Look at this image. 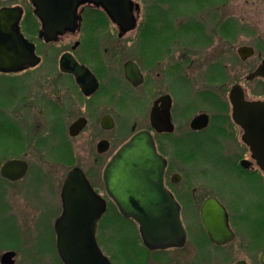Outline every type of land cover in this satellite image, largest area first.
Wrapping results in <instances>:
<instances>
[{
	"label": "flooded vegetation",
	"instance_id": "flooded-vegetation-1",
	"mask_svg": "<svg viewBox=\"0 0 264 264\" xmlns=\"http://www.w3.org/2000/svg\"><path fill=\"white\" fill-rule=\"evenodd\" d=\"M165 1L152 6L160 14L155 25L166 22L158 28L163 34L158 42L166 44L163 49L155 45L157 26L148 23L153 16L142 12L139 1H131L134 25L126 31L111 20L102 3L79 1L72 9V27L46 41L38 37L41 19L30 0H0V10L16 7L19 11L12 27L16 32H10L17 35L16 50L0 57V264H29L27 257L33 262L41 260V204L25 201L17 207L8 200L14 194L32 199L30 187L40 183L41 173V179L47 175L56 182L47 191L58 197V207L46 201L55 213L46 232L50 240L43 239L44 248L51 244L48 253L61 262L55 222L62 214L64 183L78 169L96 197L84 203L91 217L95 208L99 214L94 228L96 245L111 264H115L111 256L125 261L123 257L130 254L139 258L135 264H264V169L244 142V130L233 118L230 101L233 88L242 92L246 102L264 100V78H249L264 56L244 79L235 75L226 92L223 84L229 70L221 57L204 68L202 83L194 87L190 78L193 62L162 58L176 42L171 15L176 5L182 6V14L193 15V8L200 11L206 3L219 8L225 0H168L171 15L161 6ZM210 16L212 33L219 40L232 39L222 34L229 29L235 33L234 21H221L219 9ZM5 21L2 27L8 29L5 23L9 21ZM186 24L197 33L205 26ZM101 25H112L119 40L136 30L140 57L104 60L95 56L90 39ZM27 44H33L32 54L38 60H30ZM59 44L65 50L56 57ZM240 47L252 48L250 56L254 54L253 46ZM64 54L73 60H61ZM250 56L242 59L238 55L242 62ZM254 80L259 81L257 92L246 85ZM140 132L149 133L156 152L165 160L163 187L178 206L184 231L176 245L148 248L137 223L118 211L105 187L106 165ZM224 157L226 168L218 170L214 163ZM49 160L62 169L43 173ZM9 161L26 167L20 178L3 175L2 167ZM18 170L8 173L15 175ZM115 226L122 230L118 240L110 233Z\"/></svg>",
	"mask_w": 264,
	"mask_h": 264
},
{
	"label": "water",
	"instance_id": "water-1",
	"mask_svg": "<svg viewBox=\"0 0 264 264\" xmlns=\"http://www.w3.org/2000/svg\"><path fill=\"white\" fill-rule=\"evenodd\" d=\"M30 1L35 8V15L41 19L42 28L38 37L49 41L72 27V9L79 1L84 0ZM89 1L102 3L121 31L133 26L131 0ZM18 16L16 7L0 10V57L11 56L16 50L17 35L10 32H16L12 27ZM5 20L9 21V24L5 23L8 29L2 27ZM26 46L30 50V60H38L32 54L33 44ZM237 52L245 59L253 50L240 47ZM61 60L73 59L64 54ZM257 76L264 78V59L249 78ZM127 77L130 79L128 73ZM230 101L233 118L244 130L243 140L250 147L257 165L264 169V100L246 102L242 92L233 88ZM164 167L165 160L156 152L149 133L140 132L116 151L103 174L110 198L123 216L136 221L143 242L150 249L176 245L179 235L184 234L178 206L163 187ZM13 168H18L19 173H8ZM25 169L22 163L9 161L2 167V173L14 180L20 178ZM88 185L78 169L70 173L63 186L62 214L55 222L56 247L63 264H111L99 251L94 239L95 222L99 214L95 208L91 217V211L85 207V202L93 198L96 201Z\"/></svg>",
	"mask_w": 264,
	"mask_h": 264
},
{
	"label": "rangeland",
	"instance_id": "rangeland-1",
	"mask_svg": "<svg viewBox=\"0 0 264 264\" xmlns=\"http://www.w3.org/2000/svg\"><path fill=\"white\" fill-rule=\"evenodd\" d=\"M134 1L140 2L143 8L142 12H148L150 16H153V18H151L148 23L150 27L154 25L152 28H155L157 26L155 29V32L157 34V37L155 38V45L165 49L166 44L163 41L158 42L159 38L163 37L162 30H158V28L159 25H165L166 22H160L161 24L155 25V23H157L158 21L156 15L160 14L152 10V6L154 5V3L158 2V0ZM213 2L214 0H212V3ZM216 2H218V0ZM223 2L224 4L222 3V6H220L219 8L217 7V5L214 6V4L210 3H206L204 5L205 8L200 11L193 8L190 10V12H194L193 15H189L186 11H184V13L182 14V8H180L182 6L176 5L175 11L171 15L168 9V7L171 5V2H169L168 0L165 1L166 4H163L161 6L164 10H166L167 8L169 14L172 16L174 30L176 31L174 33V40H176V42L171 45V47H168L167 51L169 52V55L164 54L162 58H165L164 60L187 59L193 62L190 66V78L194 84V87H197L202 83L201 75L204 68H207L209 64L212 63V61L219 60V58L221 57L223 64H226L227 69L229 70L226 82H224L223 84V91L225 90L226 92L231 83L234 82L235 75L237 78L241 77L244 79V76L249 72L250 67H256V65L260 62V57L264 56V0H225ZM218 9L219 19L221 21L224 22L225 20L232 19L234 21V24H236L235 33H230L229 29V32L222 34L224 36L226 35L228 37H233L232 39H227V41H223L222 39L219 40L216 37L218 34L214 35V33H212L213 22H211L212 17L210 16V14H213L214 10ZM187 21L204 24L205 26L202 27L203 31H201V33L195 32L191 27H189V24H186ZM106 26L107 25L99 26V30H97V33H94L93 38L90 39L92 50L97 51V53L94 54L95 56H100L104 58V60H135L137 56L140 57L137 49L139 41L136 30L133 29L128 31L127 34L119 40L116 36V29L112 25L107 27ZM66 42L64 41L63 43ZM241 45L254 47V54L244 62L240 61V58L236 53L237 48H239ZM64 50L65 46L63 44H59L55 50V55L57 54L56 57ZM48 57L49 55H47V60ZM52 60H54V58H52ZM258 84L259 81L254 80L246 85L250 88H254L255 92H257ZM226 159L227 158L224 157L223 160L219 159L220 162L214 163L218 167V170H223L224 168H226V166L223 165V162H225ZM47 163L49 167L44 166L42 170L43 173L45 172L47 174V170L50 171L55 168L62 169V167H57L55 163H52L50 160ZM36 168L37 165L32 164V170L34 169V171H37L35 170ZM41 175L39 183L40 185L33 183L30 187V190L33 192L32 199L30 197H27L26 199L24 196L23 200L19 198L17 194H14L13 196L9 197L8 200L14 202L17 207H19L20 204L22 205L25 201H34L35 205H38V203L41 204L39 205L41 207V241L43 246V249L41 246V260L40 262H33L34 259L32 260V258L27 257L28 263L61 264L58 256H53L48 253L51 244L50 246H47L45 250L44 246L47 244H45L43 241V239L50 240L46 232L49 226L48 224L49 222H51V219L55 213V209L49 208V205L46 201L50 199L51 203L55 204V206L58 207V197L55 195H51L50 192L47 191V188H50L49 186H52L54 188L57 186V184L54 180L53 182H51V177L48 178L49 176L47 175L43 179H41ZM254 179H256V177L252 178V180ZM47 181L48 183H46ZM25 182L26 181L24 180L23 183L25 184ZM229 184H232L231 180L229 181ZM252 184H254V182ZM42 187L46 188V190H43ZM120 229L121 228L118 229V227L116 226L114 229L111 228L110 233L114 237V240H118L119 234L122 233V230L119 231ZM128 256V258H126V256L123 257L125 261H119V258L114 256H111V258L115 264H135V259L137 258L139 260V258L135 254H130ZM137 263L139 264V262Z\"/></svg>",
	"mask_w": 264,
	"mask_h": 264
},
{
	"label": "bare ground",
	"instance_id": "bare-ground-1",
	"mask_svg": "<svg viewBox=\"0 0 264 264\" xmlns=\"http://www.w3.org/2000/svg\"><path fill=\"white\" fill-rule=\"evenodd\" d=\"M103 255V254H102ZM107 258V257H106ZM109 261V260H108ZM62 262V261H61ZM110 262V261H109ZM111 263V262H110ZM62 264V263H61Z\"/></svg>",
	"mask_w": 264,
	"mask_h": 264
}]
</instances>
